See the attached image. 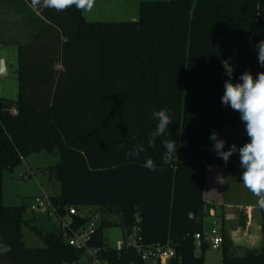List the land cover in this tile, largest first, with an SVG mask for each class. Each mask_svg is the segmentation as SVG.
Wrapping results in <instances>:
<instances>
[{"label":"trees","instance_id":"trees-1","mask_svg":"<svg viewBox=\"0 0 264 264\" xmlns=\"http://www.w3.org/2000/svg\"><path fill=\"white\" fill-rule=\"evenodd\" d=\"M35 10L41 24L18 43L19 97L0 96V243L11 246L0 264H83L84 251L70 246L62 230L32 227L45 246L27 247V206L3 202L4 170L14 171L31 154L55 151L60 161L49 169L61 193L50 199L60 216L77 208L74 230L88 225L82 207L113 210L126 232L139 226L145 244L172 247L171 264H206V169L223 160L205 143L213 131L244 124L221 102L226 58L236 53L234 83L246 71L254 78L264 72L256 53L264 40V0L142 1L140 19L122 22L89 21L75 7ZM161 109L171 114L168 138L185 160L173 154L163 163L160 138L148 147L158 123L153 112ZM140 145L145 151L126 159ZM148 158L158 171L144 167ZM261 213V248L238 254L223 229L222 264H264V208ZM90 246L100 248L103 264L145 262L133 245L111 247L102 227Z\"/></svg>","mask_w":264,"mask_h":264},{"label":"rangeland","instance_id":"rangeland-1","mask_svg":"<svg viewBox=\"0 0 264 264\" xmlns=\"http://www.w3.org/2000/svg\"><path fill=\"white\" fill-rule=\"evenodd\" d=\"M0 0V31L4 26L3 9L6 8L5 2ZM142 1L153 0H95V5L90 12H84L83 15L89 21L94 22H122L130 20H139L140 6ZM1 35V34H0ZM1 37V36H0ZM6 61L8 75L0 77V96L16 100L19 97V80H18V46L3 45L0 46V62ZM245 125H232L226 130L225 151L233 144L237 147L242 146L249 141L247 134L245 136H237V131H242ZM216 132V131H215ZM219 138L223 139V130L217 131ZM225 141V138L223 139ZM213 141L205 143V147L209 151H213ZM178 160H185L183 153L177 154ZM236 159L239 154L235 153L230 157L229 170L230 175L227 178V187L232 191L233 195L240 192L244 187L240 180L242 169L238 167ZM60 161L59 151L53 153L42 152L39 154H31L14 170L3 171V192L4 204L9 206H23L26 204L25 218L28 224H24L22 232L24 241L28 247H44L45 243L32 227L47 233H59L62 230L63 220L51 209L48 212L35 213L31 208L35 203L36 197L55 196L61 191V184L55 175L49 169ZM232 161V162H231ZM236 192V193H235ZM239 194V193H238ZM253 195V194H252ZM80 214L89 218L88 225L94 223L97 227H102L103 237L111 247H118L126 241V230L120 225L121 219L113 210L101 209L96 206H85L80 209ZM66 222L71 220L70 216H66ZM103 225V223H105ZM111 223V224H110ZM103 225V226H102ZM206 238L213 240L216 237H222L223 223L219 217H214L206 211L204 217ZM237 227V221H233V227ZM261 248L260 245L253 247ZM240 250V247H239ZM196 253H201L198 247ZM241 251L238 254H242ZM222 257V249H208L206 252V260L208 264H220L219 259ZM88 259V253H85L82 261ZM171 259L160 261L156 258H146L144 264H171Z\"/></svg>","mask_w":264,"mask_h":264},{"label":"clouds","instance_id":"clouds-1","mask_svg":"<svg viewBox=\"0 0 264 264\" xmlns=\"http://www.w3.org/2000/svg\"><path fill=\"white\" fill-rule=\"evenodd\" d=\"M32 7L52 8L57 11L67 10L75 7L82 12H90L95 0H31ZM258 63L264 66V40L256 46ZM229 79L224 82V93L221 102L225 106H230L232 110L240 113V119L245 124V131L249 141L237 147L233 144L227 151L225 141L219 138V134L213 131L210 140L213 143V151L225 164L229 158L239 154L240 167L242 169L240 180L254 196L258 198V205L264 208V72H260L254 78L250 72H244L240 76L242 82H232V73L228 71ZM153 117L158 121L156 129L149 134L148 147H154L158 138L165 149L166 158L163 163H168L167 157L173 154L177 157V142L168 138L169 125L173 123L171 114L164 109L153 112ZM123 147V145H121ZM143 145L126 152V159H132L144 152ZM144 167L151 171H158L159 168L153 159L148 158ZM219 183H223V177L218 176ZM11 251L10 245L0 243V254Z\"/></svg>","mask_w":264,"mask_h":264},{"label":"crops","instance_id":"crops-1","mask_svg":"<svg viewBox=\"0 0 264 264\" xmlns=\"http://www.w3.org/2000/svg\"><path fill=\"white\" fill-rule=\"evenodd\" d=\"M5 5L6 8L3 9L5 20L0 31V41H8L10 46H18V43L27 42L36 32L38 25L41 24V10H35L27 0H7ZM231 126L228 125L222 129L225 142V132ZM246 134L245 127L242 128L241 132H236L239 137ZM229 162L230 158L227 164L223 161L221 164L207 166L204 199L210 206V209H206V211H209L211 216L221 219L223 223L222 232L223 229L227 230L235 246L240 247L239 251L241 252L245 247L253 248L256 245H262V208L258 205V198L252 195L247 188H243L238 192L239 194L233 195L227 187V178L231 174L230 171L228 172ZM235 164L240 167V160L236 159ZM218 176L223 177V183L218 182ZM47 197L50 198L51 196ZM233 221H237V227L232 228ZM222 258L223 252L222 257L218 260L220 264H222ZM206 264H208L207 260Z\"/></svg>","mask_w":264,"mask_h":264},{"label":"built area","instance_id":"built-area-1","mask_svg":"<svg viewBox=\"0 0 264 264\" xmlns=\"http://www.w3.org/2000/svg\"><path fill=\"white\" fill-rule=\"evenodd\" d=\"M226 77L229 78L228 71L233 74L234 69L236 67V53L232 52L226 58ZM35 213L39 212H48L49 210H53L57 215V208L53 205L51 199L47 196L44 197H36L35 203L31 208ZM78 210L75 207H72L69 210V213L66 216H70L71 220L69 222L65 221L66 216H60L63 220L62 231L66 235L67 242L70 246H73L77 249H81L85 253H88V259L82 261L83 264H103V260L100 256V248L91 247L90 242L93 240V237L96 233L97 226L94 223L87 225L85 228H81L80 230H74L71 226L72 216L77 215ZM126 241L116 247L117 249H121L123 246H131L133 245L137 252L141 255L142 259L145 261L146 258H156L160 261H166L168 259H172L175 256V250L168 246L162 244H153L148 245L143 242L142 237L140 236V228L139 226H135L131 232H126L125 234ZM212 249H219L222 245V237H216L212 241L210 240ZM202 239L201 235H196V246L201 247ZM84 257V256H83Z\"/></svg>","mask_w":264,"mask_h":264},{"label":"water","instance_id":"water-1","mask_svg":"<svg viewBox=\"0 0 264 264\" xmlns=\"http://www.w3.org/2000/svg\"><path fill=\"white\" fill-rule=\"evenodd\" d=\"M7 75H8V70H7L6 61L2 60L0 62V77H6Z\"/></svg>","mask_w":264,"mask_h":264}]
</instances>
